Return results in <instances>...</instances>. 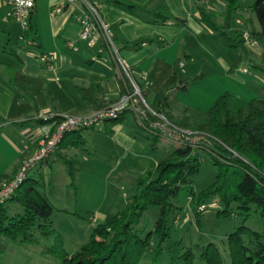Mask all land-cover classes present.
I'll use <instances>...</instances> for the list:
<instances>
[{
	"label": "rangeland",
	"instance_id": "1",
	"mask_svg": "<svg viewBox=\"0 0 264 264\" xmlns=\"http://www.w3.org/2000/svg\"><path fill=\"white\" fill-rule=\"evenodd\" d=\"M252 2L253 0H239L238 4L249 7ZM222 20L214 19L216 24H220ZM246 26V23L242 27L235 25L234 15L229 29H208L210 34L203 32L197 38L186 40L185 53L190 57L180 55L178 60H171L164 67L167 75H163L167 77L172 73L174 64H183L178 72L184 88L178 86L166 96L164 113H168L170 119L164 113L154 111L150 105L166 81L162 83L157 77L154 86L145 94L139 76L132 74V83L142 89L139 88L141 93L136 97L138 102L133 104L136 111L124 110L116 119H106L100 125L91 127L87 130L90 132L78 131L69 134L68 139L72 141L70 136L80 135V138H74L76 144L68 146L72 149L70 153L56 154L49 165L38 170L36 168L29 174L32 179L42 184L43 195L54 209L51 228L57 237L44 239L34 234L33 242L23 245L1 239L0 264H58L53 254H42L46 249H53L57 240L62 242L67 255L75 254L88 241L96 225L102 223L107 215L115 213L122 202L129 201L136 189V180L152 171L175 146L179 147L163 139L157 130L151 129L152 124H163L166 121L171 125L167 128L169 131L175 134L181 133L179 130L185 131L190 141L200 137L193 128L203 121L207 111L224 93L244 102L254 98L264 99V48L252 45L253 39L249 33V39L245 42L249 59L244 54L236 53L231 47L230 39L244 36V32H247ZM7 27L14 42L18 35L23 34L20 26L13 20ZM255 29H258L256 22ZM27 35V39L31 40V34ZM117 78L123 84L128 83V92L134 91L130 81L118 76ZM119 100L120 98L94 112L107 109ZM112 121L119 122L111 126ZM182 122H185L186 127L180 126ZM105 125H108L107 131H104ZM151 138L157 139L154 147L150 142ZM199 142L204 144L203 141ZM59 146L60 144L53 154L59 150ZM62 157L65 161L74 163L73 176L69 175L67 165L60 159ZM214 177L215 168L202 159L196 175L181 186L176 196L171 199L176 209L168 219L169 236L162 243V254L157 264H208L200 260L199 256L210 245L218 250L222 264H230L227 239L238 227L243 226L264 235V219L254 208L245 213L232 206L230 216L218 218L212 211L221 209V206L214 198L206 202L207 205L214 204V208L203 211L200 223H197L192 212L190 195L210 185ZM9 212L14 211L10 208ZM158 215L156 209L143 214L135 226L141 238L153 230ZM247 242L244 239L245 245ZM140 264H153L150 254H145Z\"/></svg>",
	"mask_w": 264,
	"mask_h": 264
},
{
	"label": "trees",
	"instance_id": "2",
	"mask_svg": "<svg viewBox=\"0 0 264 264\" xmlns=\"http://www.w3.org/2000/svg\"><path fill=\"white\" fill-rule=\"evenodd\" d=\"M110 2L125 4L116 0ZM225 2L227 10L220 25L200 10V20L210 30L229 29L240 5L238 0ZM248 8L258 26V29L250 30V38L264 48V0H253ZM161 18V23L170 20L167 16ZM175 22L183 23L180 20ZM149 42V39H141L133 45L141 47ZM230 42L236 53L250 58L243 36L230 39ZM178 69L179 63L174 64L170 77L150 104L157 113H164L169 91L184 86ZM119 90L121 98L129 90L128 83L120 82ZM77 93L97 109L107 107L97 102L94 85L88 89H77ZM164 114L171 118L168 113ZM118 122L112 121L111 124ZM180 126L186 127L185 122ZM193 130L205 139L206 145L175 146L152 171L136 180V189L129 201L122 202L115 213L107 215L102 223L96 225L88 241L75 254L67 255L59 240L55 241L53 249H46L42 254H53L58 264H140L142 257L150 254L152 263L157 264L162 254V243L169 236L168 219L176 209L171 199L196 175L202 159L215 168V177L210 185L190 195L192 212L198 224L202 214L208 210L198 212V208L206 206V202L213 198L221 206V209L212 211L218 218L230 216L232 206H236L245 213L254 208L264 219V99L244 102L224 93ZM76 136L80 138L79 134ZM72 142L76 144L74 140ZM150 142L154 147L157 139L151 138ZM60 159L67 165L69 175L73 176L74 163L65 161L64 157ZM41 186L39 181L28 175L15 193L0 204V240L23 245L33 242L34 234L44 239L57 237L51 228L54 209L44 197ZM12 205L18 209L10 213L8 206ZM152 209L158 210V218L153 230L141 238L135 226L143 214ZM244 239H247V245ZM227 240L230 264H264V235L241 226ZM1 256L0 247V262ZM199 259L208 264H222L218 250L212 245L203 249Z\"/></svg>",
	"mask_w": 264,
	"mask_h": 264
},
{
	"label": "crops",
	"instance_id": "3",
	"mask_svg": "<svg viewBox=\"0 0 264 264\" xmlns=\"http://www.w3.org/2000/svg\"><path fill=\"white\" fill-rule=\"evenodd\" d=\"M94 1L100 2V17L109 25L123 63L135 77L147 76L150 84L145 94L157 77L162 83L170 77L171 74L166 77L163 73L171 60H178L180 55L190 57L185 46L188 38H197L203 32L210 34L200 20V10L213 17L215 24L214 19H223L227 10L225 0H116L131 8L111 0ZM81 13L78 0H35L29 17L32 39L28 40L26 35L21 41L23 34H20L14 42L7 27L13 20L10 8L0 0V181L14 176L45 134L47 126L37 121V113L54 111L79 116L93 113L97 106L83 101L77 93V89H88L91 85L96 89L97 102L103 106L115 103L120 96L122 81L117 78L113 64L104 61L109 59L108 55L105 52L98 55L96 49L78 40L77 18ZM161 16L170 20L161 23ZM245 23V34L255 29L249 8L240 6L235 12V25L242 27ZM141 39L150 42L141 47L133 45ZM68 42L75 43L78 51H69ZM42 55L52 58V69H47L38 59ZM180 68H183L181 62ZM103 127L107 131L108 125ZM68 138L69 135L37 170L49 165L56 154L70 153L72 149L68 146L73 142ZM8 207L13 211L18 209L13 205Z\"/></svg>",
	"mask_w": 264,
	"mask_h": 264
},
{
	"label": "built area",
	"instance_id": "4",
	"mask_svg": "<svg viewBox=\"0 0 264 264\" xmlns=\"http://www.w3.org/2000/svg\"><path fill=\"white\" fill-rule=\"evenodd\" d=\"M82 6V13L77 18L79 24L78 40L84 43L87 47L96 49L98 55L105 52L109 59L104 61H110L115 69V74L127 81H130L134 91L132 93L126 91V93L120 98L119 102L107 109L96 111L93 114L86 117H74L67 115H60L49 111H42L38 113L36 119L41 124L47 126V130L42 139L38 142L36 148L32 154L25 158L18 167L14 176L9 180L0 181V204H3L9 199L19 186L25 181L29 173H31L40 163L45 161L53 154L56 147L61 143L66 135L75 133L78 131H86L91 127L100 125L106 119H116L124 110L136 111L133 104L137 103L136 97L140 96V89L137 84L132 83L131 69L123 63L119 56L118 50L114 45L112 32L108 24H106L100 17L101 5L94 0H78ZM5 5L10 8L11 17L15 23H17L23 31V36L19 40L24 41L26 35L30 32L29 17L31 11L34 9L35 0H4ZM245 42L248 41L249 36L245 34L243 36ZM252 45H256V42L251 41ZM28 44H32L31 41ZM66 48L69 51L77 52L78 48L73 42H68ZM38 59L46 65L47 69H52V58L49 56H39ZM245 73V71H243ZM140 83L143 91L149 86L147 76H139ZM142 90V89H141ZM171 126L166 121L161 123H154L151 125V129L157 130L168 142H173L180 146H197L205 139L202 137L188 140L185 131L179 130L181 133L175 134L169 131ZM173 128H176L172 126ZM177 129V128H176ZM214 208V204L200 206L198 210L200 212L206 209Z\"/></svg>",
	"mask_w": 264,
	"mask_h": 264
},
{
	"label": "bare ground",
	"instance_id": "5",
	"mask_svg": "<svg viewBox=\"0 0 264 264\" xmlns=\"http://www.w3.org/2000/svg\"><path fill=\"white\" fill-rule=\"evenodd\" d=\"M200 1V0H199Z\"/></svg>",
	"mask_w": 264,
	"mask_h": 264
}]
</instances>
